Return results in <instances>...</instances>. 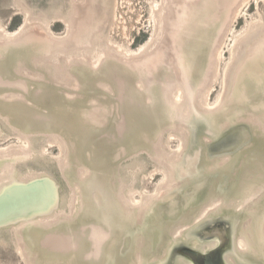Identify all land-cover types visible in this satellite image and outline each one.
<instances>
[{
	"label": "water",
	"instance_id": "obj_1",
	"mask_svg": "<svg viewBox=\"0 0 264 264\" xmlns=\"http://www.w3.org/2000/svg\"><path fill=\"white\" fill-rule=\"evenodd\" d=\"M191 1L149 58L130 62L104 57L94 67L86 62L68 66L69 86L15 74L10 53L25 55L28 47L0 46V117L28 134L73 139L70 154L79 166L74 177L81 205L71 221L50 226L39 221L59 205V185L49 175H12L0 185V229L18 230L23 251L34 264H226L242 215L248 211L250 216V209L264 199L262 192L255 204L246 201L264 187V56L250 59L253 46L243 52L241 71L230 76L237 100L228 96L212 111L197 107L193 90L207 74L230 0ZM173 80L190 93L184 109L168 96ZM6 94L19 97L8 99ZM93 115L108 123L98 125ZM167 124L187 133L184 152L174 161L172 188L122 218L124 209L112 187L116 167L111 165L127 153L133 138L148 135L141 142L148 146ZM225 196L231 205L240 196L243 205L199 217L203 204Z\"/></svg>",
	"mask_w": 264,
	"mask_h": 264
},
{
	"label": "rangeland",
	"instance_id": "obj_2",
	"mask_svg": "<svg viewBox=\"0 0 264 264\" xmlns=\"http://www.w3.org/2000/svg\"><path fill=\"white\" fill-rule=\"evenodd\" d=\"M80 1L82 0H0V38L7 39L6 35L18 34V32L20 33L21 31V36H23L21 42L9 41L3 44L0 42V46H5L6 44H21L23 47H28V52H26L25 55L10 53L13 58L9 60L12 62L13 66L16 65L15 72L17 71V73L15 74L19 75L18 69H25L24 67H26L29 73L35 71L36 67L32 64L33 59L40 60L43 58L42 56L48 55L51 50L49 48L51 44H54L52 47L54 53L52 51L50 53L51 58H49L50 61H53L50 62L51 64L42 63L39 67H37L39 68L37 69L39 74L43 76L41 81L40 79H36L39 82L48 80L54 83V76L49 73L48 67L52 66L57 60L59 61H56L57 64L55 63L57 66H62L61 68L64 66L66 67L58 70L59 72L56 71V73H58V75H56L62 78L64 77L66 83L68 82L67 84L69 85L72 78H70L71 80L65 78L64 71H68V66L84 62L78 59L79 57H77V54H86V57H90L89 59H95L97 56L98 58L100 57V61L104 57H114L124 61L131 59L132 61L146 60L150 57V55L154 54L155 50H157V48L162 44V40H164L163 38L166 36L167 32L177 25V22L185 13L182 9V12H180L177 17H174V15H171V9H169L167 20L163 19V21H159L158 19L154 25V21L150 16L152 13V7H159L160 5H163L162 0H84L82 5L78 6L77 4L80 3ZM190 1L191 0H185V2L188 3V6L192 3V1ZM221 1L222 3L225 2L227 4V0H220V2ZM16 4L21 6L23 9L18 10V7L15 6ZM75 7L80 10L76 17L75 28L72 35L68 39L69 41L67 40L68 42H64L66 40V27L63 24L64 21H53V18L55 20V17L60 15L64 19L68 18L67 20H71L70 16L75 13ZM166 7H168V2L166 3ZM226 11V20L215 43V47L212 50L211 63L207 74L204 76L200 85L193 90L196 106L201 110H215L226 101L228 96L237 100V95L234 91H231L229 87L231 80L230 76L233 75L235 70H239V72L241 71V69H237L240 68V63L241 66L244 63L243 54L239 56L240 45L244 42L243 40L250 34L252 35L253 32L256 36L253 38L255 43L253 42L249 46H253L254 51L251 55H249V57L250 59H256L258 53H263L261 57L264 56V0H230L229 8L228 10L226 9ZM25 13L28 14V20L30 19V21H28L29 23L27 22V25L30 24L29 26L24 25V19L26 16ZM46 19L49 20L47 21ZM42 21H47L46 26H44ZM23 26L26 28H22ZM33 30H35V32ZM80 30L82 31L80 32ZM42 32H45L46 35ZM23 33L24 35H22ZM143 36L145 38L142 41H139ZM49 37H52L53 39L55 38L53 40H56L55 43L49 41ZM82 37L83 39L81 40ZM155 38L157 39L155 45H157H154V51L148 55L145 54L147 43L149 40H156ZM72 45H76V47H72ZM4 49H7V51L9 50L8 48ZM139 53L143 56H138ZM3 58L4 60H8L5 56ZM85 62L89 63L88 61ZM53 69H55V67H52V70ZM25 77L29 78L27 74ZM176 85L180 88L182 87L178 82H176V80H173L168 85L169 90L174 86L177 87ZM171 91L168 92V96L171 101H173L171 98ZM189 94L184 93L183 95L185 99H182L179 103H175L178 105L180 104L182 109L186 108V105L188 106L190 104V98H188ZM5 96L9 99L10 94ZM89 99L88 102L91 104L92 100L89 101ZM92 106L93 104H91V107ZM101 109L102 112L105 111L104 106L100 107V110ZM89 115L92 116L91 112ZM168 120H170V118H168ZM250 122L253 124L256 122V125L260 123L258 120L255 121V118H251ZM107 123L108 119H105V121H102L101 125L103 126ZM259 127H262L261 123ZM17 129L18 128H12L2 117H0V153L1 155L6 153V155H3L6 157H10L15 153H18L19 158L12 165L10 173L11 176L14 175L16 177H20L21 179H27L41 173L49 175L59 185V205L56 212L53 213L51 217L53 218L59 215V218L63 215L64 217L70 216V207L72 206V209L74 210L81 204V202H78L79 200L76 201L74 205L72 204V186L74 187L77 185L75 177L77 176L79 169V166L74 164L75 160L71 155L74 150L73 139H65L64 137L54 133H50L51 135L48 133L32 135L28 134L30 132L27 131L26 134L23 131H17ZM186 134L187 133L183 127L179 125L171 126L167 124V126H165L155 136L148 146L142 145L143 141H147L148 135H144L140 139L133 138L127 144L128 147L126 146L127 153L123 151L120 160L111 165L113 169L116 167V175L114 176V178H116L112 181L114 183V185H112L113 191H115L118 197L123 199V202H126L125 204L130 206V210L141 209L145 204V206H147L154 199L158 198V196L164 195L167 190L169 191L172 188L174 183V164L176 163L174 161L178 160L184 152L187 141ZM23 139L26 140V142H23ZM62 141H64V143ZM119 141L120 140L115 141L114 144H117ZM103 143H105V141ZM25 145L26 148H24ZM124 149L125 148L122 150ZM8 153H11L10 156H7L9 155ZM227 160L228 158H225L219 160V162L225 163ZM1 163L0 178H3L6 173L2 168L7 166L8 163ZM63 163H65V166ZM8 176L7 179L9 178ZM176 186L179 185L176 184ZM77 187L78 186L74 189V192H76V195L79 196L77 193ZM12 188L8 189L9 193L13 192ZM263 189L264 187L255 189L256 193L253 192L254 194L248 195V202L251 201L250 204H255V202L261 198L262 192H264ZM245 194H242V197H244ZM78 199L80 198L78 197ZM216 199L217 198L213 197L209 200V202L203 204V210L199 212L201 213V215L199 214V217L204 216L210 211H215L219 206L223 205L220 200L222 198ZM261 200H259L255 206L250 209V216L248 211H245L246 217L244 214L242 215L244 218L241 222L242 224L247 218H251V221L250 225L248 222L249 226H244V229L246 230L243 228L241 229L240 227V233L236 239L238 240L244 234L243 237L248 240V245L253 248L254 244L258 249V252L264 254V239L261 234V225L264 218V199ZM143 202L145 203L142 204ZM209 203L213 206L208 208L205 207ZM242 205V198L239 196L237 200L232 202V207L230 206V208L236 210ZM221 208H225L224 205L219 208V211L223 212ZM79 211L80 209L75 214L77 215ZM73 219L74 217L71 219L64 218L57 222H66ZM194 219L196 218H193V220ZM254 241H256V243ZM17 248L18 239L14 233V229L11 227L2 229V231H0V264H26L20 253H18ZM136 258L137 254L133 256V261ZM56 264H58V262H56Z\"/></svg>",
	"mask_w": 264,
	"mask_h": 264
},
{
	"label": "bare ground",
	"instance_id": "obj_3",
	"mask_svg": "<svg viewBox=\"0 0 264 264\" xmlns=\"http://www.w3.org/2000/svg\"><path fill=\"white\" fill-rule=\"evenodd\" d=\"M83 1L84 0H82V1H80V3H78L77 5L78 6H81L82 5V3H83ZM15 2V1H14ZM100 2V1H99ZM162 2H163V5H160L159 7H157V6H153L152 7V13H151V17H152V19H153V21H154V25H155V23H156V21L159 19V21H163V19H165V20H167V16L169 15L168 14V12H169V9H171V15H174V17H177L178 15H179V13L180 12H182V9H183V6H188L187 4L189 3V1H188V3L187 2H185V0H162ZM168 2V7H166V3ZM191 2V1H190ZM16 3V2H15ZM14 3V4H15ZM91 3V2H90ZM164 3H165V5H164ZM170 3V4H169ZM16 7H18V10H22L23 8H21V6H18L17 4L15 5ZM162 7H163V9H165V10H163L162 9ZM171 7V8H170ZM85 8V7H84ZM73 11V10H72ZM80 10H78L77 9V7H75V13L74 14H71V20L69 19V20H67V19H64V18H62L60 15L58 16H56L55 18V20H54V18H53V21H59L60 22V20L62 21H64V25H65V27H66V32H65V38H66V40L64 41V42H66L68 39H69V37L72 35V33H73V30H74V28H75V23H76V17H77V15H78V12H79ZM165 11V12H164ZM184 13V12H183ZM182 13V14H183ZM26 14V13H25ZM59 14V13H58ZM47 20V19H46ZM49 20V19H48ZM47 20V21H48ZM28 21H30V19L28 20V14H26V16H25V19H24V25L26 26L27 25V22ZM36 21V20H35ZM47 21H42V23H44V26H46V24H47ZM37 22V21H36ZM29 23V22H28ZM162 23H164V22H162ZM166 23V22H165ZM175 23V22H174ZM41 24V23H40ZM30 24H28L27 26H29ZM165 25V24H164ZM25 26H23L22 28H24ZM48 26V25H47ZM158 26H159V24H158ZM88 27V26H87ZM156 27V26H155ZM26 28V27H25ZM46 28V27H45ZM86 28V27H85ZM157 28V27H156ZM44 29V28H43ZM27 30V29H26ZM90 30H91V28H90ZM96 30H98V29H96ZM168 30V29H167ZM21 31V30H20ZM34 32H35V30H33ZM39 31V30H38ZM82 30H80V32H81ZM85 31V30H84ZM32 32V31H31ZM79 32V33H80ZM89 32V31H88ZM97 32V31H96ZM156 32V31H155ZM154 32V33H155ZM251 32H253V31H251ZM21 33H22V31L19 33L18 32V34H12V35H6V37H7V39L6 38H0V42L3 44V43H7V42H11V41H14V42H21L22 41V38H23V36H21ZM43 33V32H42ZM45 33V32H44ZM43 33V34H44ZM77 33V32H76ZM85 33V32H84ZM95 33V32H94ZM93 33V34H94ZM80 34H82V33H80ZM255 34H257V33H255ZM22 35H24V33L22 34ZM45 35H46V33H45ZM51 35V34H50ZM79 35V34H78ZM55 36V35H54ZM81 36H83V35H81ZM2 37H5V36H2ZM52 37H53V35H52ZM50 38L49 39V41H52V42H54L55 43V41H53L54 39L53 38ZM161 37V36H160ZM254 37H256L255 35H254V32L252 33V35L250 34L249 36H247L243 41L244 42H242L241 43V45H240V54H239V56H241L242 54H243V52H246L247 50H248V48L250 47L249 45L250 44H252L254 41H253V38ZM48 38V37H47ZM64 38V37H63ZM64 38V39H65ZM77 38V37H76ZM75 38V39H76ZM153 38H154V36H153ZM159 38V37H158ZM258 38V37H257ZM57 39H59V38H57ZM83 39V37L81 38V40ZM156 39V38H155ZM60 40V39H59ZM58 40V41H59ZM72 40H74V39H72ZM159 40V39H158ZM48 41V42H49ZM69 41V40H68ZM67 41V42H68ZM71 41V40H70ZM157 41V39L156 40H154V39H152V41L151 40H149V42L147 43V45H146V53L145 54H150L152 51H154V45H155V42ZM13 42V43H14ZM154 44H153V43ZM257 42V41H256ZM73 43V42H72ZM75 43V42H74ZM78 43V42H77ZM255 43V42H254ZM259 44V43H258ZM9 45V44H8ZM53 45L54 44H51V46L49 47L51 50H50V52L48 53V55H45V56H42L43 58L42 59H40V60H38V59H33V62H32V64L34 65V67H36V70L35 71H31L32 73H29V71L26 69V67H24L25 69H21V68H19L18 69V72H19V75L20 76H25L26 74H27V76L29 77V79H31V80H36V79H40V81L42 80L41 78L43 77L41 74H39V71L37 70V69H39V68H37V67H39L42 63H44V64H47V63H50V62H52V61H50V53L53 51V49H52V47H53ZM157 45V44H156ZM155 45V46H156ZM72 47H76V45H72ZM81 50H83V49H81ZM88 50V49H87ZM86 50V51H87ZM77 51H78V49H77ZM79 52H81V51H79ZM79 52H77V53H79ZM53 53H54V51H53ZM74 53V52H73ZM81 53H83V52H81ZM58 54V53H57ZM56 54V55H57ZM100 54V53H99ZM144 54V55H145ZM59 55V54H58ZM106 55V54H105ZM99 56V55H98ZM138 56H143V55H141L140 53L138 54ZM138 56H137V58H138ZM237 56V55H236ZM50 57V58H49ZM77 57H79L78 59L79 60H81V61H88L89 62V64H91L93 67L94 66H96L97 64H99L101 61H100V57L98 58L97 56H96V58L95 59H89L88 57H86V54H81V55H78L77 54ZM126 57V56H125ZM245 57V56H244ZM41 58V57H40ZM133 58V57H132ZM125 59H127V58H125ZM71 60H72V58H71ZM128 60V59H127ZM57 61V60H56ZM56 61H55V63H56ZM69 61V60H68ZM75 61V60H74ZM80 61V62H81ZM126 61V60H125ZM128 61H132V59L131 60H128ZM136 61V60H135ZM57 62H59V61H57ZM67 62V61H66ZM66 62H64V63H66ZM72 62V61H71ZM78 62V61H77ZM99 62V63H98ZM54 63V62H53ZM53 64L52 66H49L48 68H49V73H51V75H53L54 76V83L53 84H55V83H57L58 85H65V86H67L68 84V82L66 83V81H65V79H64V77L62 78V77H59V76H57L58 75V73H56V71H58V70H60V69H63L64 67H66V66H64L63 68H61V67H59V65L57 66L56 64ZM82 63V62H81ZM51 64V63H50ZM70 64V63H69ZM66 65V64H65ZM21 66V65H20ZM19 66V67H20ZM68 66V65H67ZM52 67H55V69H53L52 70ZM18 68V67H17ZM54 71V72H53ZM17 72V71H16ZM53 72V73H52ZM59 72V71H58ZM61 73H63V72H61ZM25 74V75H24ZM45 74V73H44ZM57 74V75H56ZM64 76H65V78H67V79H69V80H71L70 78V76H69V74H68V71H64ZM229 76H230V74H229ZM229 76H228V78H229ZM53 78V77H52ZM44 80V79H43ZM37 81V80H36ZM45 81V80H44ZM69 86V85H68ZM177 86V85H176ZM183 89V90H182ZM168 90H169V88H168ZM172 90V91H171ZM171 91V98H172V100L174 101V102H180L182 99H185V97H184V93H186V92H184L185 90H184V88H180V87H172V88H170V90L168 91V92H170ZM184 92V93H183ZM7 95V94H6ZM12 97H19L18 95H10V97H9V99L10 98H12ZM171 100V99H170ZM186 100H187V98H186ZM200 101V100H199ZM183 102V101H182ZM182 105H183V103H182ZM198 105V104H197ZM187 106V105H186ZM96 114V113H95ZM102 116H94L93 115V117L91 118L92 120H94L95 122H97V124L98 125H101L102 124V122L100 121V120H103L102 118H101ZM257 119H255V121H256ZM253 121V120H252ZM255 124H256V122H255ZM258 124V123H257ZM259 126H260V123L258 124ZM17 131H18V129H17ZM21 133V132H20ZM23 134V133H22ZM27 134V133H26ZM25 134V136L27 137V135ZM51 135V134H50ZM54 139V138H53ZM23 142H26V140H24L23 139ZM63 143H64V141H62ZM66 142V141H65ZM60 143V142H59ZM60 145V144H59ZM23 148V147H22ZM24 148H26V145H25V147ZM67 149V148H66ZM21 150V149H20ZM22 151V150H21ZM21 151H19V152H21ZM67 151H68V149H67ZM9 154V153H8ZM11 154V153H10ZM10 154L9 155H7V156H10ZM14 154V153H13ZM66 154V153H65ZM0 155H1V153H0ZM3 155H6V153L5 154H3ZM3 155H1L0 156V163L1 162H3V164H4V162H6V163H8L7 164V166H5V167H3L2 169H4V171H5V176L3 177V178H0V181H5V180H7V176L11 173V170H12V165L19 159L18 158V153H15L13 156H10V157H6V156H3ZM68 162V161H67ZM66 163V162H65ZM65 163H63L64 164V166H65ZM221 163V162H220ZM62 164V165H63ZM8 177H11V174L8 176ZM172 177V176H171ZM174 181V180H173ZM77 186V185H76ZM76 186H72V190H73V202H72V204L74 205V203L76 202V201H78L79 199H78V197L79 196H77L76 195V192H74V189L76 188ZM77 189H78V187H77ZM264 190V189H263ZM256 191V190H255ZM254 191V192H255ZM74 193H75V195H74ZM256 193V192H255ZM155 194V193H154ZM254 194V193H253ZM119 195V194H118ZM119 198V203H121V206H122V208L124 209V212L122 211V213H121V215H122V218H126V217H128L125 213H128L129 212V210H130V206L128 205V204H125L126 202H123V199L121 198V197H118ZM248 198V197H247ZM259 198V197H258ZM218 199V198H217ZM216 199V200H217ZM221 200V199H220ZM132 201V200H131ZM222 201V200H221ZM247 201H249L248 199H247ZM78 202H80V201H78ZM132 203V202H131ZM135 203V202H134ZM145 202H143L142 204H144ZM212 203V202H211ZM219 203V202H218ZM138 204V203H137ZM81 205V204H80ZM79 205V206H80ZM146 205V204H145ZM144 205V206H145ZM79 206L77 207V208H75L74 210L72 209V206L70 207L71 208V210H70V216H65L64 217V215L63 216H61V218H59V216H57V217H51V216H46V217H42L41 219H39V221H40V223L41 224H43L44 226H50L51 224H53V223H55V222H57V221H59V220H61V219H64V218H66V219H71V218H73L74 216H76V212L79 210L78 208H79ZM143 206V207H144ZM213 205L211 204L210 205V203L208 204V205H206L205 207H212ZM204 207V208H205ZM120 211V210H119ZM124 215H126V216H124ZM245 226L246 225H248V222L246 223V224H244ZM261 229H262V231H261V234H262V236H263V239H264V218H263V220H262V225H261ZM15 231V235H16V237H17V239H18V248H17V250H18V253H20V255L22 256V258L25 260V263L26 264H34V262H33V260L31 259V258H28L27 257V255L25 254V252L23 251V245H22V242H21V239H20V236H19V233H18V230L17 229H14ZM53 241H51V243H52ZM237 245H238V247H239V249L240 250H245V249H247V247H248V240L246 239V238H244L243 236L242 237H240L238 240H237ZM229 255V254H228Z\"/></svg>",
	"mask_w": 264,
	"mask_h": 264
},
{
	"label": "flooded vegetation",
	"instance_id": "obj_4",
	"mask_svg": "<svg viewBox=\"0 0 264 264\" xmlns=\"http://www.w3.org/2000/svg\"><path fill=\"white\" fill-rule=\"evenodd\" d=\"M3 182V181H2ZM0 182V185L1 183ZM217 183V181H215V184ZM214 200V199H212ZM211 200V201H212ZM222 200V203L224 205L225 208H228V205L231 204V199H228L227 196H225V199H221ZM223 205H221L223 207ZM219 206L218 209L221 207ZM239 207V206H238ZM217 209V210H218ZM223 209V208H221ZM203 210V209H202ZM232 211V210H230ZM236 214V212H234ZM230 214V213H229ZM224 216V215H223ZM230 216H235V215H230ZM226 217H229L228 215ZM197 219V217H196ZM196 219H194V221H196ZM184 227L186 228V226H182V228L184 229ZM242 229L243 227V224H240L238 226V228ZM13 229H15L14 227H12ZM181 228V227H180ZM181 228V230H182ZM4 229V228H3ZM239 229L238 231L236 232V238L238 236V234L240 233L239 232ZM244 229V228H243ZM246 230V229H244ZM0 231H2V229H0ZM15 231V230H14ZM15 233V232H14ZM242 235V233H241ZM244 235V234H243ZM242 235V236H243ZM183 237V236H182ZM181 238V237H179ZM256 243V241H254ZM264 250V249H263ZM229 254V255H228ZM226 260L225 263L226 264H264V254L263 253H260L258 252V249L255 247V245L253 244V248L248 245L247 249L245 250H240L238 245H237V240L236 242L234 243V247L231 248L230 250H227L226 251Z\"/></svg>",
	"mask_w": 264,
	"mask_h": 264
},
{
	"label": "trees",
	"instance_id": "obj_5",
	"mask_svg": "<svg viewBox=\"0 0 264 264\" xmlns=\"http://www.w3.org/2000/svg\"><path fill=\"white\" fill-rule=\"evenodd\" d=\"M145 37L143 36L139 41H142Z\"/></svg>",
	"mask_w": 264,
	"mask_h": 264
}]
</instances>
